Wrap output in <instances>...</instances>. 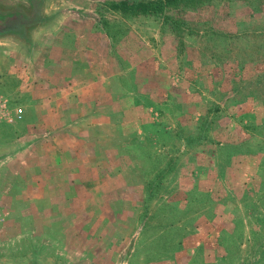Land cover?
Returning a JSON list of instances; mask_svg holds the SVG:
<instances>
[{
  "label": "rangeland",
  "instance_id": "rangeland-1",
  "mask_svg": "<svg viewBox=\"0 0 264 264\" xmlns=\"http://www.w3.org/2000/svg\"><path fill=\"white\" fill-rule=\"evenodd\" d=\"M121 1L160 0H0L36 14L0 38V146L35 141L9 156L0 249L264 264V0Z\"/></svg>",
  "mask_w": 264,
  "mask_h": 264
},
{
  "label": "water",
  "instance_id": "water-1",
  "mask_svg": "<svg viewBox=\"0 0 264 264\" xmlns=\"http://www.w3.org/2000/svg\"><path fill=\"white\" fill-rule=\"evenodd\" d=\"M36 21V14H27L22 11L0 10V38L20 36ZM34 140L19 141L13 145L0 146V199L4 196L8 189L6 181L9 180L10 164L9 156L14 155L16 161H22L25 157L26 147L34 146ZM6 157V159H5ZM18 163V162H16ZM34 245L36 243H28ZM35 246V245H34ZM25 247L23 243L15 244L12 247L0 249V264H54L55 256L51 252V248H40L36 246Z\"/></svg>",
  "mask_w": 264,
  "mask_h": 264
},
{
  "label": "trees",
  "instance_id": "trees-1",
  "mask_svg": "<svg viewBox=\"0 0 264 264\" xmlns=\"http://www.w3.org/2000/svg\"><path fill=\"white\" fill-rule=\"evenodd\" d=\"M178 0H160L157 2L131 4L127 1H121L113 4V8L119 10L122 13L131 14H160L166 9V7L173 6Z\"/></svg>",
  "mask_w": 264,
  "mask_h": 264
},
{
  "label": "built area",
  "instance_id": "built-area-1",
  "mask_svg": "<svg viewBox=\"0 0 264 264\" xmlns=\"http://www.w3.org/2000/svg\"><path fill=\"white\" fill-rule=\"evenodd\" d=\"M20 113H21V110L18 109V110H17L18 117H20V115H19Z\"/></svg>",
  "mask_w": 264,
  "mask_h": 264
}]
</instances>
